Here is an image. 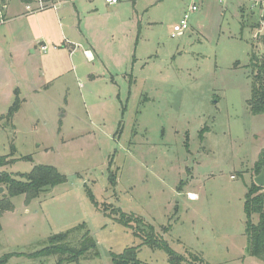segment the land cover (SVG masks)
<instances>
[{
	"label": "rangeland",
	"instance_id": "374dc122",
	"mask_svg": "<svg viewBox=\"0 0 264 264\" xmlns=\"http://www.w3.org/2000/svg\"><path fill=\"white\" fill-rule=\"evenodd\" d=\"M193 2L188 29L171 37ZM55 3L63 27L43 17L45 50L22 44V26L34 33L26 18L0 22V117L21 100L12 120L0 119V156L12 160L0 171L44 164L66 176L28 204L11 198L13 210L0 216V257L24 255L4 264H57L27 254L81 223L99 256L68 264H113L110 253L129 246L144 264H169L111 208L141 216L172 249L208 264H264L245 251L242 207L247 170L264 148V114L247 106L264 0Z\"/></svg>",
	"mask_w": 264,
	"mask_h": 264
},
{
	"label": "trees",
	"instance_id": "16d2710c",
	"mask_svg": "<svg viewBox=\"0 0 264 264\" xmlns=\"http://www.w3.org/2000/svg\"><path fill=\"white\" fill-rule=\"evenodd\" d=\"M259 41L263 45L262 53L259 56L252 53L249 62L251 95L247 99V106L252 115L264 114V34L259 36ZM14 100L8 112L0 119L12 120L21 102L18 96H15ZM202 133L203 129L200 136H202ZM4 158L0 156L1 165L12 162V160L5 161L6 158ZM261 168H264V148L259 151L258 158L252 166L255 174H258ZM109 177L113 182L115 176L111 174ZM65 181L66 176L52 165L38 164L28 172L15 175L7 171H0V186L6 190L5 194H0V216L5 211L13 210L12 197L23 195L25 204H28L38 198L40 194ZM87 196L93 205L98 207V202H96L90 190H87ZM243 212L245 214V235L247 238L245 251L247 254L264 261V190L262 186H258L254 181L249 184L245 192ZM111 214L112 216L107 215L131 230L132 234L141 240V245L165 251L169 264H208L203 257L197 254L189 251L183 254L172 249L159 231L141 216L132 213L127 214L117 208H111ZM164 229H167V227H164ZM137 247L129 246L122 253H110L112 263L144 264L136 257ZM13 255L24 254L18 252L5 254L0 257V264H4ZM27 255L35 258L56 256L57 264H68L72 262L79 263L81 259L98 257L99 250L89 230L81 223L49 236L41 249ZM27 255L25 254V256Z\"/></svg>",
	"mask_w": 264,
	"mask_h": 264
},
{
	"label": "crops",
	"instance_id": "0c3cea01",
	"mask_svg": "<svg viewBox=\"0 0 264 264\" xmlns=\"http://www.w3.org/2000/svg\"><path fill=\"white\" fill-rule=\"evenodd\" d=\"M64 2L62 3V5L64 4ZM117 2H118V0H117ZM26 4H30L32 7H36L38 2H37V0H28V1L27 0H11V7L9 10V13H8L9 5H8L6 11L4 12L5 20L3 23L9 21V23L14 24V21L26 18V20L29 22V27L31 28L32 31L34 30V33L31 32V34H29L28 33V27L22 26V28H23L22 33H24L23 41L21 40L22 44H24L25 46L29 44L28 47H30L31 44H33V45L38 44L40 46H44L45 43L43 40L46 38L43 37V34L45 35L46 32L44 31V27H43V25H44V18L43 17L47 16L48 14H52L51 17H52L53 21L55 20L56 23L60 27H63V25L61 23L62 17H60V14H59L60 7L59 8L47 7V8L42 9V10L27 12L26 8H25ZM22 6H23V8H22ZM10 28H12V27H10ZM35 30L37 32H35ZM60 33H61V37L63 38L64 32L61 31ZM72 45H73L72 49L74 50L76 48V43H73ZM40 46H39V49H40ZM85 50H87V49H85ZM84 52H87V55L91 57V54H90V52H88V50L84 51ZM254 162L255 161H253V163L250 165L249 169L247 170V172L249 173L250 183L252 181H254V177L257 175L254 173V171L252 169ZM249 184H248V186H249ZM263 190H264V187H263ZM189 193H193L196 196V198H190V199H193V200L199 199V196L197 193H194L191 191H189L188 194ZM242 207H243V203H242Z\"/></svg>",
	"mask_w": 264,
	"mask_h": 264
},
{
	"label": "built area",
	"instance_id": "2783aa9c",
	"mask_svg": "<svg viewBox=\"0 0 264 264\" xmlns=\"http://www.w3.org/2000/svg\"><path fill=\"white\" fill-rule=\"evenodd\" d=\"M6 1L7 0H0V22H4V20H5V18L3 17V10H5L7 8ZM57 1L58 0H37L38 4L36 7H32L30 4H26L25 8H26L27 12L42 10V9L47 8V7L56 8L57 3H55V2H57ZM105 1L108 4L117 3V0H105ZM195 9H196V5L194 3H192V5L188 8V10L183 13L180 20L173 25L171 33H170L171 37L182 35L184 30L188 29V27H189V24H188L189 12L194 11ZM40 49L45 50L46 46L45 45L41 46Z\"/></svg>",
	"mask_w": 264,
	"mask_h": 264
},
{
	"label": "water",
	"instance_id": "95a60500",
	"mask_svg": "<svg viewBox=\"0 0 264 264\" xmlns=\"http://www.w3.org/2000/svg\"><path fill=\"white\" fill-rule=\"evenodd\" d=\"M254 182L258 186H264V168H261L260 172L254 177ZM3 191V188L0 187V193Z\"/></svg>",
	"mask_w": 264,
	"mask_h": 264
},
{
	"label": "bare ground",
	"instance_id": "6f19581e",
	"mask_svg": "<svg viewBox=\"0 0 264 264\" xmlns=\"http://www.w3.org/2000/svg\"><path fill=\"white\" fill-rule=\"evenodd\" d=\"M188 196H189L190 198H196V196H195L193 193H189Z\"/></svg>",
	"mask_w": 264,
	"mask_h": 264
}]
</instances>
